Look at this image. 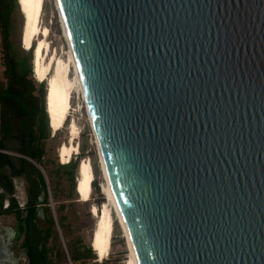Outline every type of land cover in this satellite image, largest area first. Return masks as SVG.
Here are the masks:
<instances>
[{
	"label": "water",
	"instance_id": "obj_1",
	"mask_svg": "<svg viewBox=\"0 0 264 264\" xmlns=\"http://www.w3.org/2000/svg\"><path fill=\"white\" fill-rule=\"evenodd\" d=\"M58 3L139 264H264V0Z\"/></svg>",
	"mask_w": 264,
	"mask_h": 264
},
{
	"label": "rangeland",
	"instance_id": "obj_2",
	"mask_svg": "<svg viewBox=\"0 0 264 264\" xmlns=\"http://www.w3.org/2000/svg\"><path fill=\"white\" fill-rule=\"evenodd\" d=\"M42 13L41 23L47 25L50 29L47 40L51 44V50L53 52L56 51L57 57L66 59L70 48L69 41L63 28L56 0H44ZM12 21L13 39L21 48L28 50L30 47L25 46L22 40L25 14L21 9L20 1H18L16 5ZM32 52H34L35 56L34 49ZM32 64L34 66V58H32ZM73 71L74 69L72 68L71 72ZM30 77L37 86L40 85L41 81L45 82V88L47 90L46 79H38L34 75V72L30 73ZM6 85L7 77L5 75L3 39L0 27V90L5 89ZM71 103L72 108L68 113L65 123L56 131H54L50 125V114H48V136L44 139V161L43 163L38 162L42 166L48 179L47 181L50 189L48 204H50L52 213L56 219V234L53 233L48 240L49 264H101L104 260H107L106 264H124L126 259L131 256L132 248L129 238L125 235L116 207L111 202H109V204L114 219V230L110 253L101 260L98 258V254L92 244V236L98 218L93 212L92 205L95 203L97 206L101 207L103 202L108 201L102 187L105 175L102 170L98 144L86 99L82 95L81 90H73ZM7 110L12 122V129L16 132L19 131L21 123L20 117L13 113L9 107ZM72 119H76L80 131L79 136L76 138L80 148L72 157L78 158V166L82 158L89 157L95 173L94 179H96L98 183L97 186L93 184V195L91 194V198L88 201L82 199L77 189L78 166L75 169V179L73 181L69 179L68 172L61 166V163L64 162L61 160L58 153L60 145L70 140V122ZM11 151L13 154L21 153L14 150ZM26 186L27 182L22 183L21 180H18V197L24 195L25 198H27ZM60 204H64V206L59 208ZM7 218L11 217L8 216ZM60 220L62 222H60ZM42 224L45 225L46 223L42 221ZM83 242L92 246L94 256L73 260L71 257L73 251H75L76 248L82 249Z\"/></svg>",
	"mask_w": 264,
	"mask_h": 264
},
{
	"label": "trees",
	"instance_id": "obj_3",
	"mask_svg": "<svg viewBox=\"0 0 264 264\" xmlns=\"http://www.w3.org/2000/svg\"><path fill=\"white\" fill-rule=\"evenodd\" d=\"M17 3L18 0H0V27L3 39L5 75L7 77L5 89L0 90V185L10 198L8 207L4 208L5 194L0 192V213L15 212L18 225L17 239L24 235V245L28 250L27 264H49L48 240L55 233L56 219L50 204H48L49 192L46 176L35 161L27 157L30 156L40 163L44 161V139L48 136L47 92H45V82L41 81L40 85L37 86L30 77V73L34 72L32 64L34 52L32 50L35 44L25 50L16 44L12 37V18ZM8 107L20 117L21 123L17 132L12 129ZM39 113H41V126L38 131ZM2 149L21 153L13 154ZM63 162L61 166L68 172L69 179L74 181L78 158L72 157ZM18 174H25L30 182L29 199L24 207L20 206L14 194L13 175ZM41 184L45 186V194L41 198V202L46 203L44 216L40 214L37 204L42 193ZM93 184L98 185L96 179H94ZM63 206L64 204H60L59 208ZM42 221L46 224L43 225ZM60 222L62 221L60 220ZM92 256H94L92 246L84 242L83 248H76L71 255L73 260ZM106 261L104 260L101 264H106Z\"/></svg>",
	"mask_w": 264,
	"mask_h": 264
},
{
	"label": "bare ground",
	"instance_id": "obj_4",
	"mask_svg": "<svg viewBox=\"0 0 264 264\" xmlns=\"http://www.w3.org/2000/svg\"><path fill=\"white\" fill-rule=\"evenodd\" d=\"M19 1L21 9L25 14L22 40L24 45L27 47L35 44L34 73L38 79L47 80L46 100L49 111L48 114H50L49 116L53 129L56 131L63 126V123L68 116L70 109L72 108L71 99L73 90H81L82 95L86 99L77 60L69 39L67 27L58 0H56V2L70 47L68 57L66 59L57 57L56 51L53 52L51 50V44L47 40L50 29L47 25L41 23L44 0ZM72 68L74 69L73 72H71ZM88 111L90 115L89 108ZM79 132L80 131L78 129L76 119H72L70 122V140L68 142H63L58 150L62 161L66 162L70 160L73 154L79 151L80 145L76 140V138L79 136ZM95 136L98 144V136L96 132ZM98 151L102 164V170L105 175V180L102 182V187L108 201L103 202L101 207L97 206L95 203L92 205L93 212L98 216L97 224L92 236V244L98 254L99 259L102 260L110 253L114 230V219L109 204V202H111L116 207L125 235L129 238L132 248V254L128 259H126L124 264H139L134 244L121 212L118 197L111 183L105 157L101 151V148L99 147V144ZM94 177L95 173L91 159L89 157L82 158L78 168L77 189L83 200L88 201L91 198Z\"/></svg>",
	"mask_w": 264,
	"mask_h": 264
},
{
	"label": "crops",
	"instance_id": "obj_5",
	"mask_svg": "<svg viewBox=\"0 0 264 264\" xmlns=\"http://www.w3.org/2000/svg\"><path fill=\"white\" fill-rule=\"evenodd\" d=\"M34 75H35V73H34ZM46 92H47V90H46ZM46 96H47V94H46ZM46 106H47V100H46ZM49 122H50L51 127L53 128L51 120ZM2 150H5L6 152H12L11 150H8V149H2ZM27 157L29 159H31L32 161H34V159H32L30 156H27ZM18 180H21L22 183H26L27 182V186H26V188H27V198H25L24 195H21L20 197H18ZM13 181H14V184H15V193L14 194L17 197L20 206H23L24 207L26 205L28 199H29L28 190H29L30 182H29V180H28V178L26 177L25 174L13 175ZM0 192H4V194H5V197H4V200H3V207L6 208V207H8V205L10 203L9 194L5 192L4 188L1 185H0ZM43 196H44V194L42 192L40 194V196H39L40 197V200H38L37 204L40 203L39 206H41L43 208V211H44V205L46 203L45 202H41V198H43ZM8 216L11 217V218H7ZM16 224H17V219H16L15 212H11V213H0V231L3 232L5 235H7L6 226H7V228L8 227H11V228L14 227V228H16ZM22 238H23V235L18 240L19 243L22 242V240H23ZM4 251H6V249ZM15 252H16V249H14V248L11 247V253L10 254L9 253L3 254L1 256V259L0 260L3 261L4 264H10L9 262L11 260L13 261L16 258Z\"/></svg>",
	"mask_w": 264,
	"mask_h": 264
},
{
	"label": "flooded vegetation",
	"instance_id": "obj_6",
	"mask_svg": "<svg viewBox=\"0 0 264 264\" xmlns=\"http://www.w3.org/2000/svg\"><path fill=\"white\" fill-rule=\"evenodd\" d=\"M14 229L16 230V234L13 237V243L11 244V247L16 249V252H15L16 258L13 261L9 260L10 261L9 263L10 264H27L28 263V254H27L28 250H27V248L24 245V235H23V238H22L23 239L22 242L19 243V241H18L19 239H17V230H18V225L17 224H16V228H14ZM8 230H9V233H10L9 235L12 236L11 233L13 232V229L10 228ZM2 263H3V261L0 260V264H2Z\"/></svg>",
	"mask_w": 264,
	"mask_h": 264
},
{
	"label": "built area",
	"instance_id": "obj_7",
	"mask_svg": "<svg viewBox=\"0 0 264 264\" xmlns=\"http://www.w3.org/2000/svg\"><path fill=\"white\" fill-rule=\"evenodd\" d=\"M40 165V164H39ZM41 166V165H40ZM41 168H42V166H41ZM43 169V168H42ZM38 205H40V203H38Z\"/></svg>",
	"mask_w": 264,
	"mask_h": 264
}]
</instances>
